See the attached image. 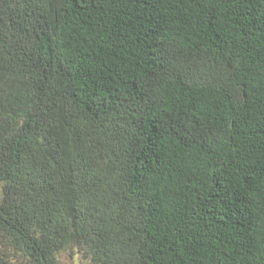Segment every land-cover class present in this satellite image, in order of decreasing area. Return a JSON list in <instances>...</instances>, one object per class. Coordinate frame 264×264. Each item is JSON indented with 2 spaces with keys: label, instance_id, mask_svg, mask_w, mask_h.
<instances>
[{
  "label": "trees",
  "instance_id": "obj_1",
  "mask_svg": "<svg viewBox=\"0 0 264 264\" xmlns=\"http://www.w3.org/2000/svg\"><path fill=\"white\" fill-rule=\"evenodd\" d=\"M264 264V0H0V264Z\"/></svg>",
  "mask_w": 264,
  "mask_h": 264
},
{
  "label": "rangeland",
  "instance_id": "obj_2",
  "mask_svg": "<svg viewBox=\"0 0 264 264\" xmlns=\"http://www.w3.org/2000/svg\"><path fill=\"white\" fill-rule=\"evenodd\" d=\"M59 257L62 264H90L77 248L63 252Z\"/></svg>",
  "mask_w": 264,
  "mask_h": 264
}]
</instances>
